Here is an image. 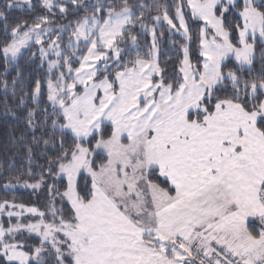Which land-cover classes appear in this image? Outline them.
I'll use <instances>...</instances> for the list:
<instances>
[{
  "label": "snow or ice",
  "instance_id": "obj_1",
  "mask_svg": "<svg viewBox=\"0 0 264 264\" xmlns=\"http://www.w3.org/2000/svg\"><path fill=\"white\" fill-rule=\"evenodd\" d=\"M153 6L164 7L156 25L166 22L186 41V16L203 22L202 59L192 63L182 45L171 78L157 60L156 26L143 19L152 6L137 5V16L127 0L119 10L92 5L72 30L69 55L50 42L58 59L49 61V73L65 70L47 81L52 132L59 133L48 173L63 191L49 185L50 219L36 207L0 202L9 218L8 226L0 223V264H45L46 256L53 264H264V77L238 74L246 68L251 76L257 36L264 41V0H177L171 17L166 6ZM2 7L11 10L16 0ZM43 7L67 11L53 0ZM226 14L235 19L226 24ZM48 22L40 16L12 27L5 60L15 61L32 41L43 45ZM137 23L151 34L148 59L132 33ZM127 40L132 47L121 48ZM81 41L87 54L73 68ZM40 53L43 59L49 50ZM233 60L235 70L228 68ZM39 93L37 81L34 101ZM42 183L43 176L24 187ZM57 197L70 205L67 216ZM25 213L38 219L22 223ZM33 234L38 246L26 242Z\"/></svg>",
  "mask_w": 264,
  "mask_h": 264
},
{
  "label": "trees",
  "instance_id": "obj_2",
  "mask_svg": "<svg viewBox=\"0 0 264 264\" xmlns=\"http://www.w3.org/2000/svg\"><path fill=\"white\" fill-rule=\"evenodd\" d=\"M176 2L177 0H127L128 5L137 16L140 14V8L137 5L152 6L145 8L143 16L149 28L156 26L153 17L158 14L162 15L164 11V7H161L158 11L153 5L166 6L171 17L174 16ZM4 3L5 0H0V12H4L6 17V19L0 17V202L8 200L10 203L36 207L39 211L46 212L48 214L47 218L50 219L49 185L55 184L60 191H63V187H61L62 182L55 180L48 173L49 162L55 160L59 148V133L52 132L51 121L54 117L51 104L47 99V81L49 78L55 80L59 71H64L65 69L59 68V70L50 74L46 64L42 62V59L37 54L36 46L27 48L16 62L6 61L2 49L11 40L12 27L17 24L30 26L37 22L38 17L47 16L49 22L42 25V27L54 28L53 36L62 34L61 41L64 45V55H69L71 52L66 46L72 30L78 20L94 11L92 5L100 3L112 4L119 10L124 0H97L95 2L79 0L78 4L71 3V0L60 1L58 4H63L67 9L66 13L63 14L60 13L58 8H54L49 13L38 2H34L31 8L14 7L11 10L2 7ZM234 19L233 15L227 14L226 24ZM189 23L193 28L194 25L197 26L196 28L201 27L200 23L193 21H189ZM132 33L137 35L139 50L145 54L144 58L148 59L149 57L146 54L152 43L149 33L143 31L138 23L132 29ZM236 35V33H233V40L236 39ZM157 38L159 49L158 63L164 69L166 77L171 78L178 72L180 62L183 59L182 45L186 44L188 46L194 64L197 60L202 59L199 56V40L197 39V34H195V28L190 41H186L175 30L169 31L167 25H162L157 29ZM126 46L128 48L132 47L130 40H127L126 44H120L121 48ZM85 53L86 49H82L79 52L74 59L73 68L79 66L78 57ZM254 56L251 76L247 69L242 73H238L245 79L264 77L263 43H256ZM109 63L111 64V61ZM228 68L235 70V63L229 61ZM13 81H16V83L14 84ZM37 81L40 83V93L34 101L33 92ZM30 111L34 113L31 118L29 117ZM45 112L48 114L45 115ZM30 119L31 123H29ZM45 140H48L49 143L45 144ZM100 159V157H97L98 162ZM41 176H43L42 188L37 195L16 189V186L21 183H37L41 180ZM81 182L83 183V177H81ZM7 184L14 185V187L5 188L4 186ZM55 207L62 209L65 216L70 213L68 202L61 203L59 197L56 198ZM26 242L28 245L38 246L39 239L32 236ZM45 264H53V258L46 256Z\"/></svg>",
  "mask_w": 264,
  "mask_h": 264
},
{
  "label": "rangeland",
  "instance_id": "obj_3",
  "mask_svg": "<svg viewBox=\"0 0 264 264\" xmlns=\"http://www.w3.org/2000/svg\"><path fill=\"white\" fill-rule=\"evenodd\" d=\"M60 1H65V0H53V3L58 4ZM88 1L95 2V1H97V0H88ZM34 2H38V3H41V4L43 5V0H30L31 5H32ZM100 2H101V1H100ZM16 4H17V8H30V7H29V4L25 3V0H16ZM186 11H190V10H186ZM226 15H227V14H226ZM186 19H187V21H188L189 34H190L191 38H192V36H193L194 28H195V34H197V39L199 40V30H200V28L203 26V22H202V21H195V20L191 19L190 15H187V16H186ZM189 21H193V22L200 23V24H201V27L196 28L197 26L194 25V28H193V26L191 27V26L189 25V24H190ZM177 23H178V22H177ZM163 25H167V23L164 22ZM167 26H168V25H167ZM159 27H160V25H156V31H157V29H158ZM49 29H51V32H50L48 35H45V36L43 37V41H44L43 45L35 44L34 41H32V42L30 43V46H36V47H37L36 52H37V54L40 56V58H41L40 48H41L42 46H43L46 50H49V54H48V56H47L46 58H43V59L41 58V59H42V62H43L44 64H46L47 70H48V63H49V61L57 60V59H58V58L55 56V54L52 53L51 50L49 49V45H50V42H51V41L56 40L57 43L60 44V49H61L62 53L65 54V50L63 49V46H64V45L62 44V41H61V35H62V34H61V33L59 34V39L57 40V36H53L54 28H49ZM149 36H150V38H151V34H150V33H149ZM72 40H73V43H75V38H74V37H73ZM151 41H152V38H151ZM250 42H251V41H250ZM258 42L264 44V41H261L260 38L257 36V40H256V42H255V44H254V55H255V45H256V43H258ZM30 46H29V47H30ZM29 47H26V48L22 49V50H21V53L18 55L17 59H16L15 61H11V62H16V61L19 59V57H20V56H21V55L27 50V48H29ZM66 47L68 48V45H67ZM157 47H158V46H157ZM68 49H69V48H68ZM82 49H86V47H85V43H84L83 41H81L80 44H79V49H78V51H77V55L79 54V52H80ZM69 51L71 52L72 50L69 49ZM85 54H87V53H85ZM77 55H76V57H77ZM189 56H190V59H191L190 50H189ZM76 57H74L73 60H74ZM157 60L159 61V49H158V52H157ZM191 61H192V59H191ZM232 62H234V60H233ZM192 63H193V62H192ZM234 63H235V62H234ZM245 69H246V68H245ZM57 70H59V68H58V69H53L52 73H54V72L57 71ZM48 72H49V71H48ZM52 73H50V74H52ZM158 78H159V77H156V79H158ZM53 81H54V80H53ZM28 184H30V183H28ZM41 188H42V185L40 186V188L34 190V189L30 188V187H24V184H22V183H21V184H18V185L16 186V189H19V190H22V191H28V192H30V193H32V194H34V195H37V194L39 193V191L41 190ZM10 189H14V188H10ZM69 206H70V205H69ZM10 210H15V209H10ZM13 218H14V220H11V223H13V222L16 223V218H15V217H13ZM8 219H9V218L7 217L6 213H4V214H0V223H4L5 226H8ZM37 219H38L37 217H34V216H32V215H30V214H28V213H25V216L22 218L21 222L27 224V223H29V222H35ZM15 223H14V224H15ZM24 235H28V234H27V233H24ZM33 236H34V234H33ZM34 237H35V236H34ZM35 238H36V237H35Z\"/></svg>",
  "mask_w": 264,
  "mask_h": 264
}]
</instances>
